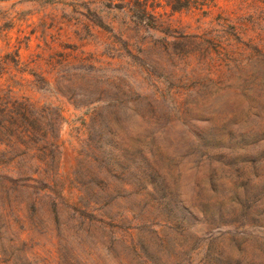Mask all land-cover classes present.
<instances>
[{
  "label": "rangeland",
  "instance_id": "374dc122",
  "mask_svg": "<svg viewBox=\"0 0 264 264\" xmlns=\"http://www.w3.org/2000/svg\"><path fill=\"white\" fill-rule=\"evenodd\" d=\"M174 2L0 0V264H264V0Z\"/></svg>",
  "mask_w": 264,
  "mask_h": 264
},
{
  "label": "trees",
  "instance_id": "16d2710c",
  "mask_svg": "<svg viewBox=\"0 0 264 264\" xmlns=\"http://www.w3.org/2000/svg\"><path fill=\"white\" fill-rule=\"evenodd\" d=\"M176 2H174L175 4L174 5H177L179 4L180 8L182 9H187L190 5V0H175ZM144 14H146V11L144 10L143 11Z\"/></svg>",
  "mask_w": 264,
  "mask_h": 264
}]
</instances>
